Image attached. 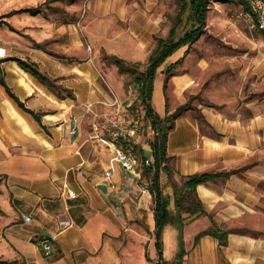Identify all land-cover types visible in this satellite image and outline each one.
I'll list each match as a JSON object with an SVG mask.
<instances>
[{"label": "crops", "instance_id": "obj_1", "mask_svg": "<svg viewBox=\"0 0 264 264\" xmlns=\"http://www.w3.org/2000/svg\"><path fill=\"white\" fill-rule=\"evenodd\" d=\"M170 5L171 0L97 1L85 5L84 17L83 0H71L62 6L63 15L52 14L47 24L34 25L26 34L33 44H46L44 49L28 45L26 35L18 32L15 54L12 48L4 50L8 55L0 61L11 57L34 61L58 80L61 95L18 62L2 63L8 87L41 117L39 122L21 108L0 83V260L6 261L0 264H158L153 196L149 188H138L137 176L121 163L112 167L113 153L98 139L106 132L96 131L95 126H104L115 96L133 114L139 111L134 108L138 90H128L130 76L121 74L115 64H106L103 54L147 63L158 37L170 32ZM41 15L40 9L34 17ZM185 51L178 50L158 70L153 106L162 117L170 113L171 99L185 105L188 92L196 88L195 76L185 69L190 58ZM181 59L178 69L183 67L185 73L170 79L176 88L167 94L166 71ZM249 68L260 80V59ZM226 104L230 106L217 111L199 104V116L185 113L177 120L168 141L169 165L179 178L203 171L241 170L197 190L211 216L244 232H232L227 246L212 236L203 237L195 249L184 245L188 254L183 264H264V230L243 223L264 213L260 210L264 121L258 107L252 112L240 108L234 114L231 103ZM235 106L236 110L239 104ZM146 150V156L153 158ZM250 162L255 166L244 170ZM82 163L84 174L79 173ZM68 189L78 197L69 198ZM211 225L209 216L182 232L178 225H168L166 264L178 263L181 233L186 243ZM191 229L195 231L188 238ZM44 236L52 239L51 256L40 245Z\"/></svg>", "mask_w": 264, "mask_h": 264}, {"label": "rangeland", "instance_id": "obj_2", "mask_svg": "<svg viewBox=\"0 0 264 264\" xmlns=\"http://www.w3.org/2000/svg\"><path fill=\"white\" fill-rule=\"evenodd\" d=\"M97 1L106 0H83L84 17L88 13L85 5L96 3ZM246 1L249 9H247L240 0H234L231 3H226L222 0H214L211 4V10L208 13L206 33L191 47H183L187 51V55L190 56L189 62L186 65L188 68L185 69H188L187 73L195 76L193 83H195L196 87L188 92L187 103L192 105V109L185 113L199 116L201 114L199 104L210 106L217 111L224 109L225 106H230L226 104V102H228L231 103L234 114H236L240 108H242L243 111L249 109V111L252 112V107H258L260 120L264 121V33L259 32L253 27L252 21L247 15L250 11V2L249 0ZM68 3H71V0H0V48L4 50L6 48H12L15 54L18 45L16 43L18 32L24 33V35L29 34L34 25L39 27L40 25L47 24L48 17L52 16V14L63 15L65 10L61 8ZM180 4V0H171L168 19L169 22L171 19V24L174 23V16L180 11ZM31 7H39L42 15L40 17H34V15L28 11ZM191 24L192 22L189 16H186L185 24L179 30L178 36H183L187 30L190 29ZM25 40L28 45H34V47L38 49H44L46 45L36 42L33 44V40L29 35L25 36ZM88 50L91 51V45H88ZM7 55L8 54L3 57L0 55V58L7 57ZM259 59L260 80L257 79L256 73H253L254 70L249 68L251 65H255L256 61ZM103 60L108 65L114 64L106 54H103ZM198 60L200 61L198 62ZM143 64L144 66L141 67L142 71L145 69L147 63ZM183 73H185L183 67L177 68L174 73L176 78L174 79H177L178 76ZM173 77H171V79ZM127 86L129 91L130 87H132L134 93L137 91L135 84L132 83V78ZM174 88H176L174 82L172 80L171 82L169 81L166 90L167 94L171 93ZM257 100H259L258 103H256ZM176 104V99H171L169 112H173L180 107ZM236 104H239V106L237 107L238 109L235 110ZM142 107L143 106H138L135 108V110H139L137 114H146ZM126 109L129 110V108ZM249 111L247 113H249ZM130 113H132V111H130ZM146 121H149L147 117ZM262 125H264V122ZM261 135L264 137V131ZM152 141L153 139L150 138L147 140V149L151 151ZM262 143L264 149V138ZM140 153L141 156L149 154L146 148ZM261 162L263 163L261 164ZM260 164V194L262 195L260 199V210L264 211V154L260 157ZM253 166H255V163L250 162L244 170ZM141 169V176H137V181L135 182H137L139 189L144 190L150 187L151 179L144 175V166H142ZM234 171L238 173L241 170ZM163 174V192L170 200L172 213H174L173 215L178 216V210L174 202V181L180 184L183 180L181 177L179 178L176 176L175 172L173 176L168 175L166 172H163ZM151 208L152 210L155 209L154 199L152 200ZM146 220L148 221V216ZM243 223L246 224V226L258 227L264 230V213L260 218L255 220L249 219ZM218 224L225 229H229L228 227L231 225L227 222H222V224L218 222ZM194 231L195 229H191L190 232L187 233V237L189 238ZM44 239H49L52 243L51 238L44 236L42 240ZM194 239L195 235L188 239L189 241H186V243L183 241L181 245H188L187 247L192 246L194 245ZM141 254L142 251L137 253L136 256L138 260L141 258ZM31 255L32 253L30 252L29 256Z\"/></svg>", "mask_w": 264, "mask_h": 264}, {"label": "trees", "instance_id": "obj_3", "mask_svg": "<svg viewBox=\"0 0 264 264\" xmlns=\"http://www.w3.org/2000/svg\"><path fill=\"white\" fill-rule=\"evenodd\" d=\"M180 11L177 13L174 19V23H168L171 28L166 37H158V43L153 49L149 61L147 62L145 69L142 71L141 67L144 66L140 62H129L117 56H109L114 64L119 68L121 74L129 75L132 78V83L138 90V98L134 108L143 106L146 117L151 121L153 128L157 135L151 143L152 156L154 163L151 166L144 167V175L151 179V185L149 190L153 196L155 204V223H156V247L158 252V264H166L164 257V242L163 234L168 225H178L181 232L185 226L198 220L202 216H209L212 225L210 228L200 232L194 241L193 249L197 248L201 239L205 236H212L220 241L221 246H227L229 242V235L232 232H244V230L225 229L218 224L217 220L211 216L205 209L203 202L198 195V187L202 184L214 181L217 178L225 177L229 178L236 171H221L211 172L203 171L197 172L188 176H181L183 182L180 184L174 181L175 188V205L178 210V216H174L170 210V200L165 196L162 188V173L166 172L168 175L173 176L174 170L169 165L171 157L168 154V141L170 133L175 129L176 122L181 118L186 111L192 109V105L187 103L181 105L175 111L170 112L165 117L159 115L153 106V96L156 76L160 67L166 63V61L172 57L178 50L183 47H191L194 45L200 37L207 31L208 13L211 10V4L214 0H180ZM226 3H231L234 0H222ZM247 9H249L246 0H240ZM32 15L40 13V9H28ZM189 16L192 24L187 32L179 37V30L185 24V18ZM173 18V17H172ZM5 61H16L27 72L32 74L43 85L47 86L50 90L61 95L59 89L61 87L57 85L58 80L53 79L43 71L40 66L32 60H23L19 58H8L0 61V83L7 89L10 96L28 113L32 114L40 122V113H36L26 107V105L12 92L8 87L4 77V70L2 63ZM183 63V59L179 60L175 64L168 67L166 71L167 79L165 83V89L167 90L171 77L174 76L177 68ZM66 92L70 96L73 93L66 89ZM181 244H183V235H180ZM188 251L184 245H180V251L178 253V263L183 264ZM147 258L149 259L148 255ZM2 261V260H0ZM6 262V261H2Z\"/></svg>", "mask_w": 264, "mask_h": 264}, {"label": "built area", "instance_id": "obj_4", "mask_svg": "<svg viewBox=\"0 0 264 264\" xmlns=\"http://www.w3.org/2000/svg\"><path fill=\"white\" fill-rule=\"evenodd\" d=\"M249 2L250 11L247 15L253 27L264 33V0H249ZM0 55L4 56V49L0 48ZM130 92H133L132 87ZM112 106L113 111L104 115V126H95L96 131L103 129L106 132L105 136L98 135V139L113 153L112 165L121 163L126 171L140 177L141 167L151 166L154 163L151 157L141 156L140 152L147 147V140L149 138L154 140L157 133L151 121H146V114L130 113L122 106L117 96L114 97ZM83 165L84 163L80 164V174H84ZM112 167L114 168V165ZM112 176V172L106 174L108 179ZM112 187H116L113 182ZM66 194L71 199L78 197L74 190L68 189ZM26 220L31 221L29 217H26ZM41 247L47 256L54 254V246L49 239L42 240Z\"/></svg>", "mask_w": 264, "mask_h": 264}, {"label": "water", "instance_id": "obj_5", "mask_svg": "<svg viewBox=\"0 0 264 264\" xmlns=\"http://www.w3.org/2000/svg\"><path fill=\"white\" fill-rule=\"evenodd\" d=\"M102 189H103L104 191H107V188H106V187H102Z\"/></svg>", "mask_w": 264, "mask_h": 264}]
</instances>
